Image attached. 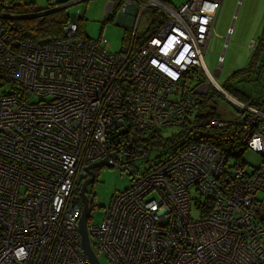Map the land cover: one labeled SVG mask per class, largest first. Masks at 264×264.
<instances>
[{"label":"built area","instance_id":"1","mask_svg":"<svg viewBox=\"0 0 264 264\" xmlns=\"http://www.w3.org/2000/svg\"><path fill=\"white\" fill-rule=\"evenodd\" d=\"M220 3L107 0L104 20L116 14L131 36L143 9L163 15L135 51L78 33L81 14L37 41L13 37L0 17V264H90L77 192L87 165L103 157L129 183L98 223L85 220L99 262L102 252L110 264H264V109L232 98L203 62ZM211 84L248 114L239 142L259 155L256 165L203 141L145 171L125 162L128 128L186 124ZM233 122L215 117L207 127Z\"/></svg>","mask_w":264,"mask_h":264},{"label":"rangeland","instance_id":"2","mask_svg":"<svg viewBox=\"0 0 264 264\" xmlns=\"http://www.w3.org/2000/svg\"><path fill=\"white\" fill-rule=\"evenodd\" d=\"M63 1L65 0H23V2H32L36 7H46L48 4L62 3ZM163 1L174 8L185 0ZM106 3L107 0H82L66 6L65 11L68 15H82V32L86 36L96 38L101 34L106 39L107 49L110 51L125 50L129 44L133 27L116 22V14L104 20L103 12ZM151 12L150 8H145L140 13L134 31L139 40L146 34L147 28L152 23ZM263 30L264 0H221L214 27L203 53L205 67L214 75L217 84L221 86L232 70L245 67L252 54L258 52L260 54L256 64L247 72L243 81L235 83V87H238L255 100H264V38L261 39ZM251 43H253L254 48L251 47ZM218 61H220L219 70L214 74ZM213 87L218 90L214 85ZM204 97L208 105L214 107L220 118L232 120L243 118L246 114V111L233 100L226 95H219L212 88ZM234 99L237 98L234 97ZM194 110H196L195 107H192L190 112H194ZM182 129L183 125L181 124L168 125L161 127L160 133L162 136H175ZM141 131H143L142 135L147 134L146 130ZM166 149L170 150L171 146L164 150L150 148L144 156H136L134 152L126 151L123 157L131 168L135 167L139 171H145L149 169L153 161L162 157ZM160 152L163 153L158 157L157 154ZM243 157L246 160L248 169L256 165L260 159L258 154L249 150L244 151ZM128 183V174L118 164H102L96 168L94 180L86 187L87 193L91 196L88 201V206L91 209L86 217L87 221L98 223L103 217L104 209L109 204L112 192L123 189ZM77 195L80 199L79 190ZM197 214L199 215L198 212L196 213L192 209L191 216L195 217ZM99 260L101 264H110L102 252L99 253Z\"/></svg>","mask_w":264,"mask_h":264},{"label":"trees","instance_id":"3","mask_svg":"<svg viewBox=\"0 0 264 264\" xmlns=\"http://www.w3.org/2000/svg\"><path fill=\"white\" fill-rule=\"evenodd\" d=\"M53 4L58 5L59 3L56 2ZM41 9L43 8H36L32 2H23V0H0V17L3 19L4 23L12 25L10 31L13 37L17 39L37 41L46 36L61 35V27L69 19V15L66 13L65 8L61 7L47 13L34 15V13L42 11ZM151 11L152 23L150 27L147 28L146 34L140 40L137 39L136 33L130 36V41L126 50L135 51L145 38L162 23L164 18L163 15L155 9H151ZM81 19L82 17L78 21L77 32L85 34L82 32ZM263 38L264 30L261 33V39ZM135 43H137V45H135ZM259 54L258 52H254L245 67L232 70L223 81L221 87L230 96L232 95L248 105L259 106L264 109L263 99L255 100L253 97H249L247 93L241 91L238 87H235V83L243 81L247 72L256 64ZM211 88L219 95L223 96L213 86H210V89ZM209 90L205 94L195 96L193 107H195L196 110H194V112H188L185 116L186 124H182L183 129L175 136H162L160 129L157 128L146 129V135L141 134L143 131H136L128 128L120 138L122 146H126L127 150L129 152H134L136 156L146 155L150 148L164 150L168 146H171L170 150L166 149L165 152L163 151L164 153L160 152L157 154L159 157L163 153V159H166L186 143L203 141L218 147L228 155L240 158L245 149L241 146L239 139L243 122L247 119L248 114L246 113L243 118L232 119V121H234L232 124L223 127H207V123L211 118L219 117L214 107H210L204 97V95L208 94ZM191 126L192 128H190ZM205 213L206 211L202 212L201 215Z\"/></svg>","mask_w":264,"mask_h":264},{"label":"water","instance_id":"4","mask_svg":"<svg viewBox=\"0 0 264 264\" xmlns=\"http://www.w3.org/2000/svg\"><path fill=\"white\" fill-rule=\"evenodd\" d=\"M80 1H82V0H80ZM66 6H68V5H63L62 8H66ZM55 9H57V8H55ZM51 10H54V8L52 9V8L48 7L47 9H42V11H38V12L34 13V15L47 13ZM72 17H73V15H69V18H72ZM117 20H118V16H116V22H117ZM111 156L113 157L114 154H111ZM102 164L111 165V162L106 157H103V158H100L98 160L90 162L86 168V172H87L88 176H86L85 178L82 179L80 186H79V195H80L82 207H81V211H80V214H79V217L77 220V226H78V230H79L80 236H81L82 251L85 254V256H86V258L90 264H101V263L98 261L95 254L91 250L90 245L88 243V239H87V234H86V230H85V220H86L87 213L89 211L88 201L90 198L87 196L84 189H85V186L87 184L91 183L94 180L93 169L98 168Z\"/></svg>","mask_w":264,"mask_h":264},{"label":"flooded vegetation","instance_id":"5","mask_svg":"<svg viewBox=\"0 0 264 264\" xmlns=\"http://www.w3.org/2000/svg\"><path fill=\"white\" fill-rule=\"evenodd\" d=\"M93 172H94V176H95V173H96V169L94 168L93 169ZM88 176V175H87ZM88 185V184H87ZM87 185L85 186V189H84V191H85V193L87 194V196L89 197V194L87 193V191H86V187H87ZM90 198V197H89Z\"/></svg>","mask_w":264,"mask_h":264},{"label":"crops","instance_id":"6","mask_svg":"<svg viewBox=\"0 0 264 264\" xmlns=\"http://www.w3.org/2000/svg\"><path fill=\"white\" fill-rule=\"evenodd\" d=\"M47 6H50V4L46 5V7ZM35 7H36V5H35ZM36 8H45V7H36ZM117 22H118V20H117Z\"/></svg>","mask_w":264,"mask_h":264},{"label":"clouds","instance_id":"7","mask_svg":"<svg viewBox=\"0 0 264 264\" xmlns=\"http://www.w3.org/2000/svg\"><path fill=\"white\" fill-rule=\"evenodd\" d=\"M50 7V6H47V8Z\"/></svg>","mask_w":264,"mask_h":264}]
</instances>
